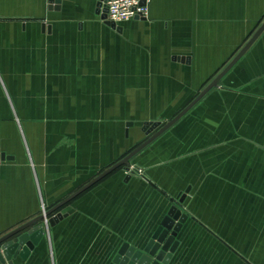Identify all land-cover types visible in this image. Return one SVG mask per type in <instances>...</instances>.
<instances>
[{"label":"crops","instance_id":"0c3cea01","mask_svg":"<svg viewBox=\"0 0 264 264\" xmlns=\"http://www.w3.org/2000/svg\"><path fill=\"white\" fill-rule=\"evenodd\" d=\"M53 1L0 0V237L175 117L264 22V0H151L115 28L101 0ZM130 166L45 219L14 264H112L171 206L187 217L171 264H264V31Z\"/></svg>","mask_w":264,"mask_h":264},{"label":"water","instance_id":"95a60500","mask_svg":"<svg viewBox=\"0 0 264 264\" xmlns=\"http://www.w3.org/2000/svg\"><path fill=\"white\" fill-rule=\"evenodd\" d=\"M50 3L57 4L58 1L50 0ZM105 10L102 11L101 19L105 20ZM111 28H115V24L108 23ZM264 31V22L252 35L249 41L237 53L234 59L175 117L160 126L159 122L146 123L142 127V131L146 133L148 138L136 148L131 150L122 159L106 168L88 183L72 193L69 197L48 209L36 218L15 228L6 235L0 237V264H14L19 258L26 261L31 250L43 235V222L45 219L56 213L60 208L86 192L88 189L105 179L107 176L123 168L125 171L130 166V161L143 149L154 142L166 130L173 126L181 117H183L196 103H198L211 89L216 88L221 79L232 69V67L242 58L249 50L258 37ZM152 133L154 130H156ZM152 133V134H151ZM129 176L126 177L128 180ZM188 190L186 191V193ZM182 201V199H181ZM186 215L183 214L176 206H171L166 215L162 218L158 226L153 231L150 238L140 248H135L127 243L121 245L112 259V264H171L173 256L178 247L176 237L182 225L186 221ZM61 219V215H57L49 224Z\"/></svg>","mask_w":264,"mask_h":264},{"label":"built area","instance_id":"2783aa9c","mask_svg":"<svg viewBox=\"0 0 264 264\" xmlns=\"http://www.w3.org/2000/svg\"><path fill=\"white\" fill-rule=\"evenodd\" d=\"M150 2L151 0H101L98 12L102 15L105 10L104 21L117 26L133 20L147 19ZM127 171H133L132 167L129 166Z\"/></svg>","mask_w":264,"mask_h":264},{"label":"rangeland","instance_id":"374dc122","mask_svg":"<svg viewBox=\"0 0 264 264\" xmlns=\"http://www.w3.org/2000/svg\"><path fill=\"white\" fill-rule=\"evenodd\" d=\"M164 112V111H163ZM165 112H167V114H169V112L170 111H165ZM175 112H178V111H175ZM175 112L173 113V114H175ZM172 116V115H171ZM168 118H171V117H168ZM167 118V119H168ZM166 118L165 119H163V122L162 121H160L159 123H160V126H162V125H164L165 123H164V121L166 122V120H167ZM155 131H157V129L156 130H154L152 133H154ZM151 133V134H152ZM145 138H147V136L145 137ZM121 170H124L123 168H121Z\"/></svg>","mask_w":264,"mask_h":264}]
</instances>
